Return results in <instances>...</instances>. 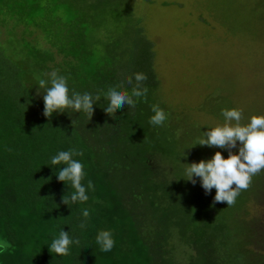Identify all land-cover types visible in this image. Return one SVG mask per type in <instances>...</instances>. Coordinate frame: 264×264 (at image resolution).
Instances as JSON below:
<instances>
[{"label":"trees","instance_id":"1","mask_svg":"<svg viewBox=\"0 0 264 264\" xmlns=\"http://www.w3.org/2000/svg\"><path fill=\"white\" fill-rule=\"evenodd\" d=\"M131 2L0 0V26L14 36L0 41V264H183L181 247L187 264H245L246 256L263 264L259 228L232 243L212 190L191 189L180 177L167 123H149L151 105L160 107L154 48ZM54 70L69 95L113 85L130 92L135 80L126 77L136 72L147 76V93L113 115L101 96L89 119L71 108L46 117L38 80ZM68 149L82 153L75 157L84 164L82 183L93 182L83 204L63 202L73 189L50 164ZM61 228L78 241L67 256L47 246ZM101 229L113 233L110 252L95 242Z\"/></svg>","mask_w":264,"mask_h":264},{"label":"rangeland","instance_id":"2","mask_svg":"<svg viewBox=\"0 0 264 264\" xmlns=\"http://www.w3.org/2000/svg\"><path fill=\"white\" fill-rule=\"evenodd\" d=\"M131 3L145 36L153 42L159 82L154 98L168 115L174 165L180 174L187 166L182 163L210 158L215 151L225 157L229 151L236 152L237 148L229 145L219 149L192 144L207 128L224 123L222 109H239L242 124L252 115H264V0ZM15 31L19 36L21 27ZM34 35L25 36L33 40ZM12 39L14 36L0 26V41ZM184 180L191 189L201 187L198 180L195 184ZM212 194L215 196L214 188ZM221 204L232 243L257 228L264 243V170L252 177L248 189L240 191L235 204ZM249 211L259 223L246 216ZM187 252L185 247L178 251L183 264H187ZM250 257L246 256L245 264H261Z\"/></svg>","mask_w":264,"mask_h":264},{"label":"clouds","instance_id":"3","mask_svg":"<svg viewBox=\"0 0 264 264\" xmlns=\"http://www.w3.org/2000/svg\"><path fill=\"white\" fill-rule=\"evenodd\" d=\"M48 77L47 80L43 78L38 80L39 87L45 89L42 98L43 114L46 117H50L54 112H65L64 109L71 108L76 112H86L89 119L93 105L101 99V96L107 101V106L104 107L105 112L113 115L117 108H123L125 105L134 107L147 93V88L143 87L147 76L142 72L126 77L129 84L133 83V79L135 80L130 92L113 85L109 86L104 93L95 96L89 92L75 91L69 95L66 78L58 75L55 70L49 73ZM151 112L149 123L154 126H163L168 119L164 109L153 104ZM221 115L224 123L207 128L192 145L215 146L219 149L229 145L236 147L237 151H229L226 157L220 151H215L210 158L201 159L198 162L182 163L187 166L180 177L193 184L198 180L205 193L214 188V203L226 202L227 206H231L236 203L240 191L248 189L252 177L264 170V115H252L246 124L241 123L239 109H222ZM237 142H239L238 147ZM80 155L82 153L77 150L68 149L59 151L50 158L52 166H59L57 179L63 183L70 182L73 189L70 195L63 200L65 204L68 201L83 204L89 199L88 190L93 188L91 179H88L86 184L82 183L86 177L84 164L75 158ZM81 215L87 219L90 216V209L83 207ZM95 242L100 251L110 252L115 245L112 231L110 229L98 230ZM74 243L78 241H75L68 231L61 228L58 232L51 234V240L47 246L56 255L67 256L70 246Z\"/></svg>","mask_w":264,"mask_h":264}]
</instances>
